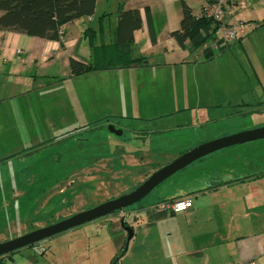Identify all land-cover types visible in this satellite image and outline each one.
Segmentation results:
<instances>
[{"label":"rangeland","instance_id":"1","mask_svg":"<svg viewBox=\"0 0 264 264\" xmlns=\"http://www.w3.org/2000/svg\"><path fill=\"white\" fill-rule=\"evenodd\" d=\"M250 8L262 11L259 18L264 17V5L253 1ZM257 21L240 44L238 38L209 49L218 44L216 31L201 47L212 55L206 59L193 55L198 65L195 72L188 70L187 96L167 97L161 103V116L130 110L110 119L101 108L90 115L73 100L74 85L67 81L4 100L0 104V243L130 193L152 173L201 144L264 127V21ZM180 74L169 70L170 76ZM198 90L200 101L194 95ZM64 97L73 102L63 103ZM116 102L119 110L120 95ZM26 112L34 115L26 118ZM108 122L123 136L109 134ZM211 160L216 166L249 164L258 171L257 166L264 164V139L194 162L123 212L201 188L204 162ZM102 218L0 257V264H91L90 260L100 264L101 251L87 237L86 226Z\"/></svg>","mask_w":264,"mask_h":264},{"label":"crops","instance_id":"2","mask_svg":"<svg viewBox=\"0 0 264 264\" xmlns=\"http://www.w3.org/2000/svg\"><path fill=\"white\" fill-rule=\"evenodd\" d=\"M241 1L244 8L233 7L231 19L242 20L252 29V22L264 21L259 18L262 11L250 8L251 2L264 5V0ZM182 3L194 16L201 10L202 0H95L93 15L64 25L60 41L0 30V104L13 94H33L67 81L74 85L73 100L90 115L101 108L110 119L130 110L151 118L161 116V103H166L167 97L187 96L188 70L195 72L198 65L193 55L206 59L202 48L195 49L188 42L180 48L170 35L179 29ZM129 10L138 11L141 23L132 34L130 57L142 58L145 63L71 77L69 60L87 64L94 59L93 48L115 45L120 14ZM87 30L90 33L85 38ZM169 70L181 74L170 76ZM35 84L38 88H32ZM119 95L123 106L118 110ZM194 95L200 101V91ZM73 100L64 97L63 103ZM30 115L34 114L26 112V118ZM204 163L201 188L141 203L131 211L86 226L87 237L95 240L94 248L101 251L100 264H264V164L253 171L249 164ZM174 199H190L192 208L178 214L159 210L160 203ZM121 218L132 228L133 237L125 254L117 258L126 238ZM90 263L98 264V260Z\"/></svg>","mask_w":264,"mask_h":264},{"label":"trees","instance_id":"3","mask_svg":"<svg viewBox=\"0 0 264 264\" xmlns=\"http://www.w3.org/2000/svg\"><path fill=\"white\" fill-rule=\"evenodd\" d=\"M94 6L95 0H0V30L49 41H60V29L74 20L92 16ZM181 6L182 19L179 29L172 32L171 37L180 48H184L186 42L195 49L203 47L217 31V27L211 28L210 22L195 18L191 9L184 3ZM140 26L138 11L129 10L121 13L116 30V44L93 48L94 59L91 60L93 62L87 64L70 59V76L77 77L89 71L129 68L145 63L142 58L131 59L129 50V46L133 43V31ZM88 33L90 31H84L83 36L86 38ZM91 44L92 36L89 38L90 47ZM203 53L206 58L212 55L210 50L206 49ZM125 252L126 249L123 248L117 257L120 258Z\"/></svg>","mask_w":264,"mask_h":264},{"label":"water","instance_id":"4","mask_svg":"<svg viewBox=\"0 0 264 264\" xmlns=\"http://www.w3.org/2000/svg\"><path fill=\"white\" fill-rule=\"evenodd\" d=\"M107 130L109 134L115 137L123 136V131L116 128L112 124H108ZM261 139H264V127L217 138L201 144L180 155L169 164L152 173L141 185H139L130 193L121 195L118 198L112 200L105 201L95 207L77 213L50 226L34 230L22 236L0 243V257L18 251L22 248L29 247L42 240L53 237L104 216L116 212L121 213L124 211V209L140 203L141 200L148 196L158 185H160L176 172L190 166L194 162L217 151ZM121 226L126 232V238L123 245V248L126 249L128 242L133 237V230L124 224L123 218H121Z\"/></svg>","mask_w":264,"mask_h":264},{"label":"built area","instance_id":"5","mask_svg":"<svg viewBox=\"0 0 264 264\" xmlns=\"http://www.w3.org/2000/svg\"><path fill=\"white\" fill-rule=\"evenodd\" d=\"M131 1L139 2L142 0ZM244 6L241 0H202L201 10L195 15V18L210 22L211 28L217 27L219 35L215 37L217 41L215 43H218L217 46L214 47L215 49L228 42L236 41L241 36H244L248 30L252 29L242 20L231 19L233 18V7L242 9ZM59 36L61 37V31L59 32ZM158 208L167 214H178L191 209L192 202L190 199H174L160 203Z\"/></svg>","mask_w":264,"mask_h":264}]
</instances>
